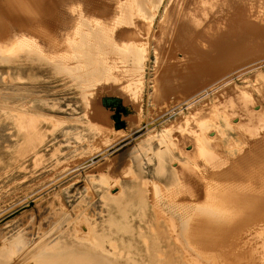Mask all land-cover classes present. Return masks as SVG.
<instances>
[{"label": "rangeland", "instance_id": "obj_1", "mask_svg": "<svg viewBox=\"0 0 264 264\" xmlns=\"http://www.w3.org/2000/svg\"><path fill=\"white\" fill-rule=\"evenodd\" d=\"M67 1L74 24L61 29L63 33L34 34L13 22L8 43L0 42V249L19 230L32 248L47 241L38 255L68 245L69 235L91 228L87 215L90 221L99 220L97 232L110 260L114 253L135 264H154L157 259L163 264L160 260L168 251L179 253L176 264H189L169 216L165 218L155 205L161 192L172 202L199 204L208 180L222 190L233 186L226 176L233 159L251 154L264 139V0L257 8L249 7L248 1V8L237 6L236 1L245 0L218 5L214 28L223 30L215 29L217 36L210 44V35L194 30L201 38L197 59L179 50L172 38L177 32L173 21L160 26L172 0H163L158 11L150 7L152 15L156 13L154 23L143 13L137 18L141 26L119 27V22L117 26L112 22L114 15L91 12L83 0L85 6L80 0ZM235 16L242 17V24ZM218 17H225L224 22ZM248 17L255 23L244 26ZM122 25L137 36H122ZM92 51L98 59L93 69L87 55ZM99 69L106 71L103 76H96ZM30 73L35 82L28 81ZM108 99L119 101V106L105 105ZM33 109H39L40 116L30 120ZM24 128H35L42 137L35 152ZM258 134L262 136L257 138ZM261 148L257 156L264 154ZM154 151L164 155V185L155 175ZM239 169L249 173V167ZM126 186L132 193L124 190ZM254 250L256 264H264V250ZM22 252L25 257L29 251Z\"/></svg>", "mask_w": 264, "mask_h": 264}, {"label": "bare ground", "instance_id": "obj_2", "mask_svg": "<svg viewBox=\"0 0 264 264\" xmlns=\"http://www.w3.org/2000/svg\"><path fill=\"white\" fill-rule=\"evenodd\" d=\"M247 1L249 3L248 4L249 7L257 8V6L262 5L263 0H245L243 2L242 1H236V4L240 8H248L247 5L245 4V2L247 3ZM64 2H65V0H0V42L2 41V44H3L4 40L7 42L6 38L8 37L9 32H10L8 30V28H9L10 24L13 22L26 26V28L28 30H30L31 32H33L34 34H38L39 32H48V30H53V32H54V30L60 31L61 29L70 28V26L72 24H74V21L71 20V18H70L71 14H69L71 11L69 13L67 12V9L65 7ZM72 2H74V1H72ZM76 2H77V0H76ZM81 2L82 1L80 0L78 3H81ZM83 2L86 3V5L88 6L87 8H89L91 12H98L100 14H105L106 16L114 15V17H115L114 20H112L113 18L111 19V17H110V19L115 24L117 22H119L118 27L123 23H125V25H134V24L140 25L139 22L141 21V19L137 20V18L138 17L140 18L142 15H145V14L147 16L149 15L150 19H152V22L154 23V21L156 20L155 19L156 13L152 15V10L150 7L153 6L155 11H158L161 8V5L163 4V0H83ZM83 2H82V4L85 6V4ZM170 3H171V5L167 6V8H165V16L163 15L164 17L161 20L162 24L160 26L164 27L165 25H167V27H168L170 22L173 21L176 28H177V32L175 35H173L172 38H174L175 43L178 44L179 50H181L185 56H191L192 55L195 59H197L200 54H199L198 49L196 48V45L201 41V38H199V36L196 33H194V30L195 29L196 30L202 29V32L206 33L203 35L204 37L210 35L211 38L209 39V44L212 41H214V39L217 36L216 33L214 34L215 29H217V28H214V26H216L218 24L217 22H219V21L214 19L215 18L214 16L216 13V8L218 5H220V6L225 5L226 1L224 2V0L223 1L222 0H172V2H170ZM69 4H70V2H69ZM84 6H82V7H84ZM95 9H96V11H94ZM235 10H236V8H235ZM242 12H244V10ZM242 12L240 10V16H241ZM87 13H89V12L87 11L86 14ZM143 13H145V14H143ZM224 16H226V15H224ZM222 17H218L219 20H221L220 18H222ZM228 17H230V19H231L230 14ZM237 18H238V16H237ZM250 18L249 17L246 18L247 21H245L244 26H245V24H248L246 22H249V23L252 22L253 24L255 23L254 21H250L251 20ZM235 19H236V16H235ZM235 19H234V21H235ZM238 19H240V18H238ZM238 19H236V20L239 21ZM246 19H243V21ZM248 19H250V20L248 21ZM223 20H225V17L222 18V21ZM227 20H228V18H227ZM227 20H226V22H227ZM93 21H94V19H93ZM239 22H241L239 24H242V17H241ZM109 23H110V21H109ZM116 26H117V24H116ZM224 26L225 25H223L222 27H224ZM216 27H218V25ZM257 27H258V24H257ZM120 29H122V31H121L122 36H129V39H131L132 37L134 38V36H137L135 31L134 32H132L131 30L129 31V29L127 27H124L123 25L121 26ZM219 29L223 30L220 27H219ZM219 29H217V31ZM60 32L63 33V31H60ZM119 32L120 31H118V33ZM62 33H60V34H62ZM217 34H218V32H217ZM58 35H59V32H58ZM138 35H139V33H138ZM93 36H94V34H93ZM210 36H208V37H210ZM213 36H215V37L213 38ZM56 37L58 38L57 35H56ZM41 38L42 37H40V39ZM118 38H119V34H118ZM123 38L125 39V37H123ZM29 39H32V38H29ZM31 41H33V39ZM236 42L238 43V41H236ZM38 44H39V42L36 45H38ZM209 44L207 43L206 45H209ZM6 47H9V46L6 45ZM38 47H40V46H38ZM41 47H42V45H41ZM208 47H211V46H208ZM1 48L2 47L0 45V49ZM42 48H44V45ZM211 49L213 50V48H211ZM45 50H46V48H44V51ZM78 50L80 51L81 49L79 48ZM247 50H249V49H247ZM160 51H162V50H160ZM162 52H164V51H162ZM157 53L160 54V52H157ZM51 54H52V52H51ZM87 55H88V63H90L92 65V69H93L94 65L98 61L97 53L92 51V53L88 52ZM167 55H168V53H167ZM122 57H123V55H122ZM125 57H127V56H125ZM56 58H58V57H56ZM83 59H85V58H83ZM128 60H129V58H128ZM135 60H136V58H135ZM31 62L33 64L37 63V61L36 60L34 61L33 59L31 60ZM57 62H59V61H57ZM125 63H126V61H125ZM58 66H59L60 73H63V69L61 67L62 65L59 64ZM143 67H144V64H143ZM140 68H141V66H140ZM186 69L188 70L187 67H186ZM72 70H74V69H72ZM138 70H140V69H138ZM105 72L106 71H104L103 69H99L96 71V76L97 75L103 76ZM140 73H142V71H140ZM29 76L30 77L28 78V81L35 82L34 75L32 73H30ZM19 86L20 85L18 83L17 84L15 83V87H19ZM17 91H20V88H17ZM237 93L238 92H236V94ZM240 93H242V92H240ZM27 94H32V93H28V91H27L26 95ZM95 101H97V100H95ZM104 103L107 106L108 105L112 106V107L113 106H116V107L119 106V101L114 100V99H108ZM99 107H100V105H99ZM33 110H34V112H32V115L30 117H28L30 120H32V119L35 120L34 117L40 116L39 115V112H40L39 109H33ZM98 117H99V115H98ZM17 126L21 127V124L17 125ZM104 128H106V127H104ZM22 132L30 138V142H31L30 148H32L33 152H35L34 150L38 149V146L43 141L41 139L42 137L40 136V133L37 131V129L35 130V128H30V129L24 128ZM263 135H264V133H263ZM258 136H262V135L258 134L257 138H258ZM257 143H258L257 147H255L251 151V154L249 151L246 154V156L244 158H242L241 160L233 159L234 160V162L232 163L233 167H232V169H230V171L228 170L229 173L226 175V176H229L228 182H230L231 185H233V186H229V187L224 188L222 190V189H218V187L211 186L210 184L212 183V181L208 180L209 186L207 187V189H205V188H204V190L202 189L201 197L199 196L200 194L197 195V196H199L198 198H203L201 203H199V204L198 203L179 204L176 202L169 201L167 199L168 196L164 197L162 192L159 193V195H158L159 202L155 206L157 208H159L158 210H160V213L162 215H164V217H165V214H166V216H169L171 221H168V223L171 222L170 226H172L171 224L173 223L174 228L173 227H171V228L175 231V233L178 234L179 239L182 240L179 243L177 241L176 242H177V244H179L180 247H182L185 250L184 254L186 255V257L188 259V260L186 259V261H188L189 264H256L257 263L258 259H255L254 255L252 253L255 251L254 248H257V250L259 248H261L262 251L264 250V154L262 155V153H260L261 155L257 156L259 153L258 154H256V153L258 150L262 149L261 147H264V139H261V140L259 139V141H257ZM245 144H247V143L245 142ZM252 144H254V142ZM252 144H251V146H252ZM196 149H198V148H196ZM199 150H202L201 147ZM196 151H198V150H196ZM203 151H204V149H203ZM260 151L262 152L263 149ZM241 152L243 153V151H241ZM153 153H154V155H153L152 159L153 160H154V158L157 159V163L154 165L156 168L158 167L157 172L155 171V175L157 174V176L160 177L159 179L163 182V185H164L166 178H167L166 162L164 159V155L162 152H155L154 151ZM210 153H212V152H210ZM188 156H190V155H188ZM218 156H220V155H218ZM193 157H195V156H193ZM190 160H192V159H190ZM196 162L197 161H195V163ZM1 163H2V161L0 160V164ZM223 166H224V163H223ZM245 166L249 167V173L242 172L239 169V168H242ZM214 167H216V166H214ZM210 168H212V167L210 166ZM192 170H194V169H192ZM216 170H215V172H216ZM189 172L187 173V175L189 174ZM195 173H196V171H195ZM209 173H211V172H209ZM218 173H222V172L220 171ZM213 174H214V172H213ZM206 175L208 176V173ZM237 176H239V178H237ZM222 177L224 178V176H222ZM206 182H207V180H206ZM157 183H159V182H157ZM180 183L182 185V182H180ZM187 183L188 182H186V184ZM223 183H224V180H223ZM230 183H228V185ZM193 185H194V183H193ZM204 187H205V185H204ZM192 188H194V190H195V187L192 186ZM99 189L102 190L100 197L103 198L104 189L102 186L99 187ZM124 190H127V191H129V193H132L129 186L124 187ZM176 190H178V189H176ZM194 190H193V192H194ZM109 192H111V191H109ZM110 194H112V193H110ZM181 194H184V193H181ZM110 196H113V195H110ZM182 196H180V197H182ZM188 196H190V195H188ZM106 197L108 199V196H106ZM172 197H175L174 193H173ZM155 198H156V196H155ZM180 199H178V200H180ZM185 199H187V198H185ZM194 200H195V197H194ZM198 200H201V199H198ZM104 201H105V199H104ZM111 201H112V199H111ZM175 201H177V200H175ZM185 201H188V199ZM152 207H153V205H152ZM153 209H155V208L153 207ZM117 210H118V208H117ZM162 215H160V216H162ZM86 218L89 220V223H91L90 229H87V228L86 229H84V228L80 229L79 228L78 232H75L73 235H69L70 244H68V245L62 244V247L57 246L53 249H49L42 255H38L39 249H41L43 246H45L47 241H44L43 243L41 242L40 244H38L32 248L31 246H29V243L26 242L25 236L19 230L18 231L19 233L13 235L10 239H6L4 242L2 240L3 247H2V249H0V264H108V262H110V264H115V263L135 264L134 261L127 260L130 257L126 258V259H122L121 257L114 255V253L112 254V257H111L112 259L111 260L108 259L109 253H108V250L106 248L105 243H103V241H102L103 237L101 234H99L97 232L99 220L98 219H92L90 221V216H87V215H86ZM162 220H164V219L162 218ZM170 226H168V227L170 228ZM173 230L170 229V231H172V236H174ZM126 236H127V234H126ZM176 237L177 236H175V238ZM156 240L158 241V239H156ZM159 242H160V240H159ZM176 242L174 241V243H176ZM155 243H157V242H155ZM159 244H157V246H159ZM167 246H168V244H167ZM169 246H170V244H169ZM26 250L29 251V252H27L28 254L25 257H22L23 256L22 253H24L22 251H26ZM156 250H159V249H156ZM130 251H131V248H130ZM112 252H114L113 249H112ZM115 253H116V251H115ZM117 253H119V252L117 251ZM123 253H124V251H123ZM254 253H256V251ZM161 254H159V255H161ZM162 255H164V253ZM165 255H166V257L163 258V260L162 259L160 260L161 263H163V264H176L177 263V256L179 255V253L167 251V253H165ZM127 256L128 255H126V257ZM139 256H141V255H139ZM133 257H135V256H133ZM150 257H148L147 259H149ZM157 260H153L154 264L158 263ZM179 261H181V260H179ZM146 264H150V263H146Z\"/></svg>", "mask_w": 264, "mask_h": 264}, {"label": "crops", "instance_id": "obj_3", "mask_svg": "<svg viewBox=\"0 0 264 264\" xmlns=\"http://www.w3.org/2000/svg\"><path fill=\"white\" fill-rule=\"evenodd\" d=\"M23 66H24V63H23V64L21 63V64H20V73L22 72V71H21L22 68H24ZM26 69H27V68H26ZM22 78H23V77L20 75V78H18V79H21V80H22Z\"/></svg>", "mask_w": 264, "mask_h": 264}]
</instances>
